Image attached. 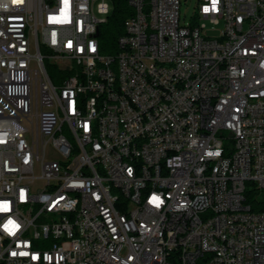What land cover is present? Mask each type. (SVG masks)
I'll use <instances>...</instances> for the list:
<instances>
[{
    "label": "built area",
    "instance_id": "obj_1",
    "mask_svg": "<svg viewBox=\"0 0 264 264\" xmlns=\"http://www.w3.org/2000/svg\"><path fill=\"white\" fill-rule=\"evenodd\" d=\"M127 3L0 0V264H264V0Z\"/></svg>",
    "mask_w": 264,
    "mask_h": 264
},
{
    "label": "trees",
    "instance_id": "obj_2",
    "mask_svg": "<svg viewBox=\"0 0 264 264\" xmlns=\"http://www.w3.org/2000/svg\"><path fill=\"white\" fill-rule=\"evenodd\" d=\"M111 2V11L106 16L105 22L101 23L97 28V38L102 52L114 53L116 51L117 38L123 33L124 21L133 14V9L128 5L127 0H109ZM41 52H44L40 48ZM43 65L47 75L53 80L56 67L43 59ZM248 186V183L245 184ZM257 191H245V199L250 203L253 211H258L264 208L263 197H255Z\"/></svg>",
    "mask_w": 264,
    "mask_h": 264
},
{
    "label": "rangeland",
    "instance_id": "obj_3",
    "mask_svg": "<svg viewBox=\"0 0 264 264\" xmlns=\"http://www.w3.org/2000/svg\"><path fill=\"white\" fill-rule=\"evenodd\" d=\"M180 1H181V7H180L181 16L183 18V16L185 15L184 21L187 22V21H189V19L191 18V15L193 14V11H194L196 4H197V0H180ZM106 2L109 5V12H110L112 9L111 2L109 0H106ZM109 12H108V14H109ZM95 13L98 17L105 18V14H98L97 11H95ZM182 22H183V20H182ZM204 24H205V32H207L208 35L218 36L220 34V30L222 28V23L215 25L213 30L210 29L211 28L210 22L205 21ZM248 188H250V187L248 186Z\"/></svg>",
    "mask_w": 264,
    "mask_h": 264
},
{
    "label": "snow or ice",
    "instance_id": "obj_4",
    "mask_svg": "<svg viewBox=\"0 0 264 264\" xmlns=\"http://www.w3.org/2000/svg\"><path fill=\"white\" fill-rule=\"evenodd\" d=\"M13 2L14 3H18V2H20V0H13ZM205 11H207V9H205ZM153 200H154V202L158 203V201H157V199L155 197L153 198Z\"/></svg>",
    "mask_w": 264,
    "mask_h": 264
}]
</instances>
